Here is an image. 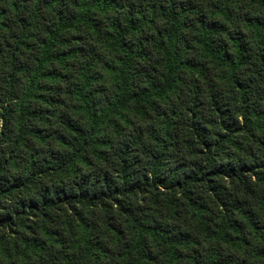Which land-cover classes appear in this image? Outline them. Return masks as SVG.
Masks as SVG:
<instances>
[{
    "label": "trees",
    "instance_id": "1",
    "mask_svg": "<svg viewBox=\"0 0 264 264\" xmlns=\"http://www.w3.org/2000/svg\"><path fill=\"white\" fill-rule=\"evenodd\" d=\"M0 264H264V0H0Z\"/></svg>",
    "mask_w": 264,
    "mask_h": 264
}]
</instances>
